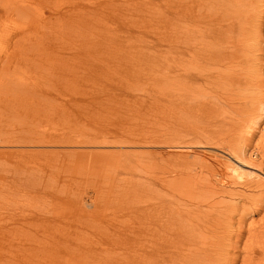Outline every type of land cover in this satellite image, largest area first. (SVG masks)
<instances>
[{
  "label": "bare ground",
  "instance_id": "6f19581e",
  "mask_svg": "<svg viewBox=\"0 0 264 264\" xmlns=\"http://www.w3.org/2000/svg\"><path fill=\"white\" fill-rule=\"evenodd\" d=\"M22 1L20 0V3H17L16 5L12 4V11L14 14L8 11H4L5 14H0V20L3 19L5 24L7 21L11 20V23L14 25V27H18L21 32H23L24 29L22 24L23 19L25 18L30 20V16L25 14L23 9V3L25 4V2L28 0L23 3ZM162 1L164 3H162ZM110 2L112 4L114 3V0H110ZM136 4L134 3L133 5L136 6ZM117 5L120 7L121 3L119 2ZM92 6L94 7L90 8V14L94 13L97 10V7H104L99 1L93 2ZM134 7L132 6L133 9ZM145 10H147L149 14H152V17H154L155 14H158L156 17L160 21L164 22L168 27V34H166L167 36L164 34L166 36L165 51L168 54L167 58L169 59L165 74L167 78L165 77L164 79H157V77H160L161 74L157 75L156 62L154 61L153 65H151L150 60L152 57L157 56V49L148 51L145 50L144 53L142 52L141 56L138 57V55H134V53H130L124 48V46L120 43L123 39L122 38L119 39L118 43L113 45V48L109 54L106 51V48L109 47V43H111L116 37L112 35L113 33L105 32V29H100L101 27L98 26L94 27L95 29L98 28L97 31H91L94 35L93 38H88L89 40L85 41L89 43V47L91 45L92 49L97 50L96 52L98 53L94 55L97 56L99 62L103 63L105 55H107V58L108 54L109 57H113L115 55V64L119 65L120 67H118L114 73H118L122 69L125 72L124 76L131 73V81H136V87L138 85L137 82H140L142 79V76H140L141 73L138 72V68H140L138 64L144 62L146 58H148L152 68L151 71L153 75L151 76L154 77V80L151 78L150 79L151 83L153 84V88L154 85H160L163 81L167 80L165 83H163L167 86V91H164L167 92L166 94L159 93L161 90L160 89L156 90L155 92H150L146 96L143 95L141 98H149L153 102H156L157 99L161 100L164 97H168L169 99L166 100L167 109H169L170 106L173 118L171 122H168L170 120L167 119V126H163L162 121L164 117H160V121L158 119L159 117H155V119L157 118L158 121H153V123H155V125L153 124L154 131L152 132L154 136L152 137V134L150 136L148 135L145 137L146 139L142 138L143 140L148 139L147 143L149 142L153 145L157 143L159 145L165 144L168 146L181 140H183V142L190 143V141L187 139L190 134L184 129V126L191 123L192 119H196V121H198V119L200 120L199 116H197V111L200 112V116L206 112L207 114L203 116L206 118L208 116V118L211 120L212 118H215L213 115L219 111L222 110L226 114L229 111L231 113L229 114L228 118L225 114L223 121H219L222 126L229 122L225 132H222L221 130L217 132L213 129H209L205 135L202 133L199 135L200 138H202L201 140L198 138L199 136L189 137L191 143H201L203 140H205L206 143H212L215 146L222 144L226 149V152H223L229 156L224 154H214L213 156H209L206 153L202 154L201 158L193 160L200 167L199 173L188 175L187 178H185L181 183H176V179L172 180L165 176L160 177L158 175L159 172L157 174L155 173V176L153 175L155 178L153 183H151V181L149 183V185H152L155 189L154 193L151 194L152 199H150V201H147L146 199V204H140L141 197H133V195L138 193L136 190L138 185L136 184V181L131 179V181L133 180V183H129L130 185L128 186L126 185L128 184L127 180L112 175L116 168L120 169L126 165L130 166L131 161L127 158L126 160L115 159L117 161H112L111 164L110 160V162L107 164L101 162L107 161V159H102L105 157L101 155L98 157V155H95L93 157L95 160L93 163V170L91 172H86L91 173V176L88 178H83L82 176L78 182L83 183L85 186L91 185V188L94 189V191L98 189V186L102 188L100 184H97L98 182H95L97 178L94 177L99 178L100 175L97 169L103 166V164H107L106 166H109V169H107V171H105L106 174L101 177L103 179H99L100 182L106 185L104 190L108 191L110 194L116 193L118 197H124L120 207L118 205L119 208L114 207V210L112 209L111 214L114 216V218L112 216V219L118 221L116 218L117 216L129 214L130 216H134V222H137L135 224L129 219H127L128 222L126 223L119 221L118 223L121 224V227H115L114 230H112L108 225V223L113 221L108 223L105 221L106 219L104 218L107 216L106 214H103L102 211L100 212V205L95 207L94 210L88 211V209L84 207L85 205L83 204V198L81 197L75 200L77 207L74 206L75 211L72 209L73 212L71 217L65 214L60 215L57 213L58 206L61 205V203L64 204L66 201V199L61 196H53L52 198L50 196V198L55 201L54 204L40 206L39 209L42 212H39L38 214H35L36 212H32V214H29L28 210L24 208H29L31 204H37L38 206L40 204L39 200L46 199L41 197L44 195L40 196V192L38 191L39 187L46 189L45 187L49 186L50 184V186H52V181H57L55 175H52L54 170L49 171L50 173L46 175V179L49 180L50 183L44 186H42V181L45 180H42L41 178H13V181L11 182L12 184H10V186L16 188L25 187L23 190L24 193H22V195L26 196V199H24L22 202V211L20 210L19 212H13L12 210L8 216L12 225V232L15 230L14 232H16L17 239L16 243L13 244L12 247L16 251L21 252L20 256H23L20 258L21 263L58 264V261H61L62 264H86L91 263L92 260L90 259H93L94 256L98 258L97 255L102 254L103 252L104 255L107 254L105 253L106 248V252L109 250L110 252L105 256V260L104 258L102 259L104 260V263L102 264H236L237 258H235V256H231L229 258L228 248L231 247L233 249H237L238 246L236 244L242 242L244 236L243 233L248 231L250 235L247 236V238H250L247 239L248 243H246L247 241L244 242L245 248L243 250L246 255L243 257V264H245V261H247L248 264H264V224L251 229L248 228L249 225L245 226L246 212L249 211L244 209L241 213H239V216L235 220L237 223L235 229H232L233 214L231 213L236 211V207H234L235 204H229L225 202L223 198L224 196H235V193L226 188L229 183L235 182L244 189L257 192V196L253 198L250 212L260 210L262 207V201H264V166L260 165L262 166H259L260 168L253 167L255 170L252 169L249 171H244L237 164L230 163L231 158H234L240 163V161L237 159L240 158V154L244 155L245 150L239 146V143L246 141L250 142V139L254 135L252 134L253 131L255 128L257 129L260 126V121H264V102H253L250 100L245 101L243 100L244 98L240 96V93L245 91L243 88H241V82L246 78L243 76H249L244 71H242L250 65L245 61H247L249 58L251 48L253 49L255 47L259 50L261 43L264 42L262 41L264 36L258 34L261 29V25H264L262 24V22H264V19H262L264 18V0H159L157 5H146ZM120 11L122 10L120 9ZM164 11H166V14ZM63 12H60L58 17H61L60 14H68ZM74 13L76 12L74 11ZM131 13L132 12H130V14ZM13 16L18 18L17 22H15ZM119 18L120 17L117 15L110 16V20H112L116 26L120 25ZM0 23L2 24L1 21ZM151 26H153V24H151ZM3 27L5 26L3 25ZM21 27H23V29H21ZM128 30L130 32L132 31L130 29ZM14 32L18 31H12L9 29L0 30V54L8 59H2L5 61L4 63L0 61V80L3 79V81L6 80L5 78H7L11 72L9 71L8 73L9 65L7 64V61H9L11 57L13 58L15 56L13 55V51L9 52L12 38L10 36ZM71 32L73 33V30ZM120 32L125 36V38L126 35L128 38L134 35L135 37L133 36L132 38H136L134 41L137 42L138 35L144 36L142 33L143 31H138L137 34L129 35L124 31L120 30ZM57 38L58 37L56 36L54 40H57ZM1 39L3 40L2 42ZM129 41L131 42V40ZM39 43L40 44L38 45H43L44 41L42 40ZM88 45L84 46L85 50L88 49ZM115 45H118V49H114ZM262 45H264V43H262ZM79 47L81 48L82 46ZM38 48L40 47L38 46ZM80 48L73 51V54L77 57L81 52V50H79ZM21 52L24 55H21ZM40 53L42 54L43 50H41ZM18 54L19 55H16L15 57L19 56L22 58L25 56L24 50L19 51ZM245 57H247V59H245ZM30 61L32 62V60ZM28 63H30L29 60ZM35 64L38 65L37 62ZM83 67V69H86V71H83L87 77H91V72H97L98 77L99 75L102 76L106 73L104 69H101V67L90 68L86 64ZM238 68H240L239 71ZM13 69H15L14 66ZM26 70L28 71V69ZM88 71L90 73H88ZM102 71L104 72L103 74H101ZM2 72L6 74H3ZM107 72H110V70ZM68 75L65 73V76ZM129 80L127 79L126 82H129ZM259 82L261 84L264 83V81L261 80ZM7 83L9 88L10 82ZM235 84L238 85L235 87ZM1 85H3V83H0V87ZM192 85L195 86V89L192 88ZM196 85H199V88H196ZM94 86L97 87L96 85ZM14 88L15 91H13V88L11 91L16 93L19 88L17 86ZM132 88H134L133 85ZM201 88L205 92L203 95H210V98L206 99V104L208 102L207 100L211 99L212 101V99H216V97L218 100L220 99L221 104H219L220 102H218L217 105L215 103L213 105H216V107H214L209 101V104L207 105H212V108L208 106V108L211 109L205 112L203 110V113L201 107L206 105L204 104L205 102L198 104H196V102L194 105L193 102H195L197 99L193 101L194 99L192 100V97L188 95L190 94L188 91H192V94L194 92H198ZM31 89L32 87L28 88V90ZM102 89L108 91L107 89L100 87V90ZM185 90L187 91L185 92ZM36 91L37 95H30V97L32 96L36 98L35 103H31L30 101L31 113L37 112L36 110H38L40 107H44L42 99L43 92L39 89ZM140 93L143 94V91L138 92V94ZM199 93L202 94L200 91ZM86 95V98L88 99L85 98V103L90 107L91 101L89 99L97 97L98 92H96L94 89H91L86 93ZM187 95L191 98H189ZM199 100L201 101L202 99ZM97 103L98 107H101L103 101H101V103L98 101ZM177 114L179 115L177 116ZM192 116L197 117L192 118ZM211 120H209V122H212ZM93 121L97 122L95 120ZM93 121L87 122L86 126L89 124L92 126L97 125ZM213 122L215 125L214 127H216L218 121L215 120ZM230 124L232 126H230ZM197 125L198 123H195L194 127ZM69 130L73 131V129ZM99 130L101 131V134H98L97 130L94 132L92 131L94 134V139H90L87 136L89 134H87L85 137V139H87L85 144L91 142L92 146L90 147H93L100 144L113 143L117 140L120 141L118 138L122 139V134L115 135L114 133L112 136L115 140L109 142V136L102 132L101 129ZM262 131H264V128H262ZM125 135L131 138V134ZM74 136L75 143H72ZM84 136L85 135H83V137ZM28 137L29 139L22 141L23 143L20 144L19 142H16V144L19 143L20 145H25L30 143H39L43 145V143L48 144L49 142H52V144H55V146L58 144L62 145V143H68L70 145L74 144L77 146L81 142L80 135H77L76 133L73 134L70 131H62L59 133L50 134L48 136L39 133L38 136L32 135ZM126 139L128 140V138ZM138 140H136V143ZM133 141L134 140H132V142ZM132 142L130 141V143H127L132 144ZM139 143L141 142L139 141ZM81 148L82 147L79 149L80 152H86L85 149ZM1 152L4 154L5 152H8V150ZM28 152L29 151H27V153ZM17 153L20 155L19 151ZM33 155H35V153L31 151L30 156L32 157L30 158H33ZM69 156L77 158L76 155L70 154ZM132 157L134 156L132 155ZM136 157L134 160L133 158L131 159L134 161L133 165H138L132 166L133 169L137 170L138 167L147 168L150 166H155L156 169L160 171V173H165L166 167L161 162L157 163V159H161L162 156L159 157L157 155V158L152 157L153 161L148 163V165L143 164L144 161L139 162V159ZM19 158L21 159V156ZM98 163L101 165L97 166ZM260 164H262V162ZM23 166L24 165L15 169V174L13 173V177L24 175L23 171H25V169ZM71 166L76 167L73 165ZM109 172L111 175H109ZM67 180H70V178ZM61 186L64 185L61 184ZM107 187H113L114 190H111V192ZM26 190H31L33 193L29 194L26 192ZM20 191L21 190L18 188L17 193ZM177 193H184L187 198V202L184 200H178L179 198L175 197ZM149 195L150 193L146 194V196ZM43 204H45V202H43L42 205ZM47 205H50L51 208H46ZM86 206L89 207L90 203H86ZM77 212H80L79 215L84 217V219L78 221L81 229L75 228L76 221H74L75 219H73V217ZM102 222H105L107 225H103ZM32 226H35V228L36 226L39 227L36 229L34 228L35 230H33L31 228ZM31 235L33 236L32 239L29 237ZM22 237H24L26 240ZM107 241L109 243H107ZM224 241H228L229 243L224 244ZM27 243L28 245L29 243L31 244L27 246ZM99 248L101 252L98 254ZM254 250L261 252L259 257L260 259L255 260L256 257L253 256ZM223 256L228 257H226L224 260L221 259ZM47 257L49 259L48 262H46ZM94 263H96V260ZM100 263L97 262V264Z\"/></svg>",
  "mask_w": 264,
  "mask_h": 264
},
{
  "label": "rangeland",
  "instance_id": "374dc122",
  "mask_svg": "<svg viewBox=\"0 0 264 264\" xmlns=\"http://www.w3.org/2000/svg\"><path fill=\"white\" fill-rule=\"evenodd\" d=\"M15 1L0 0V5L4 4L0 6V14H5L4 11H8L14 14V12L12 11L13 5L20 3V0ZM25 1L27 0L22 1V3ZM96 1L102 3L106 8L103 7V10L102 7H97V10L94 13L90 14V8L94 7L92 6V4ZM9 2L12 3L10 4ZM119 2L121 3L120 7H118L117 5ZM158 2L159 0H114V3L111 4L110 0H28L27 2H25V4L23 3L24 13L30 16V20H27L25 18L23 19L22 24L24 26V29L23 27H21V29H23L24 33L21 32L18 27L15 28L11 23V20L7 21L6 24L3 19L0 20L6 27H3V25L0 23V30L9 29L12 31H18L14 32L10 36L12 38L9 52L13 51V55L15 56L19 55L18 53L21 50H24L25 52L24 57L20 58L19 56H14L13 58L11 57L9 61H7V64L9 65L8 73L9 71H11L9 73L10 75L5 78V81H3V79L0 80V83H3V85H1L0 87V264H24V262L21 263L20 261V258L23 257L20 256L21 252L16 251L12 247V245L16 243L17 239L16 232H14L15 230H13L12 232V225L8 216L10 212H12V210L13 212H19L20 210L22 211V202L24 201V199H26V196L22 195V193H24L23 190L25 189V187H18L21 191L17 193L18 188L10 186V184H12L11 182L13 181V178H41L42 180H45L42 181V186H44L50 183L49 180L46 179V175L50 173L49 171L54 170V173H52V175H55L57 181H52V186H50V184L49 186L45 187L46 189L39 187L38 190L40 192V196L44 195L41 197L46 199L39 200V207L37 206V204H31L29 208L26 207L24 209L28 210L29 214H32V212H36L35 214H38L39 212H42L39 209L40 206H45L46 204H54L55 201L51 198L53 196H61L65 198L66 201L64 204L61 203V205L58 206L57 213L60 215L65 214L71 217V214L73 212L72 209L75 211L74 206L77 207L75 200L81 197L83 198V204L85 205L84 207L88 209V211H92L95 209V207H98L100 205V212L102 211V213L106 214L107 216L104 218L106 219L105 221L107 223L113 221L111 223H108V225L112 230H114L115 227H119L121 225L120 223H118L119 221L126 223L128 222L127 219H129L134 222L135 217L126 214L117 216L116 218L118 219V221L112 219V209L114 210V207H118V205L120 207L124 197H118L116 193L110 194L108 191H105L104 188L106 187V185L100 182V180L103 179L101 177L106 174L105 171L109 169V166L106 165L110 162V160L111 164L112 161L121 159L126 160V158L131 161L130 166L126 165L120 169L116 168L113 173L112 171L111 173L112 175L127 180L128 184L126 185L128 186L130 185L129 183H133V180L131 181V179H134L136 181V184H138L136 189L138 193L133 195V197H141L140 204H146L147 201H150V199H152L151 194L154 193L155 190L152 185H149L150 181L151 183H153V180L155 179L153 175L155 173L157 174L159 172L158 175L160 177L165 176L172 180L176 179V183H181L185 178H187L188 175L199 173L200 167L193 160L201 158L202 154L206 153L209 156H213L214 154H224L226 156H229L223 152H226V149L222 144H219V146H215L212 143H206L205 140H203L201 143H191V140H189V137L199 136L201 133L205 135L209 129H213L217 132H219V130L225 132L226 128L229 125L228 122L222 126V124L219 122L220 120L223 121L226 114L222 110L215 115L210 114L215 117L212 118V120L209 119L208 116L207 118L203 116L207 114L205 111L210 110L213 104L216 103L217 105L218 102H220L219 104H221V101L216 97V99L214 98L212 99V101L211 99L207 100L208 102L210 101L212 103L211 106L207 105L209 103L207 102L206 104V99L210 98V95H203V93L205 92L202 88L199 90L202 94H200L199 91L192 94V91H188V93H190L188 95L192 97V100L194 99L193 101H195L196 99L203 100H196L195 102L191 100L193 104L196 102V104L202 102H205L204 104H206V108L205 106L201 107L202 112L203 110L205 112H203L204 114L201 113L202 115L200 116V112L197 111V116H199L200 120L198 119V121H196V119H194V121L192 118H196L197 116H192L191 123L184 126V129L190 134V136H188L187 138L190 143L183 142V140H181L177 142L178 144L175 143L168 146L165 144L159 145L157 143L153 145L152 143H147L148 139L143 140L146 139V136H150L154 131L153 124L155 125V123H153V121H158V119L160 121V117H164L165 120L163 119L162 123L163 126H167L166 122L168 120H170L168 122H171L173 118L169 104V109H167L166 100L169 99L168 97H164L161 100L157 99L156 102H153L149 98H141L143 97V95L146 96L150 92H155L156 90L160 89L162 91L160 90L159 93H167L164 92L167 91V86L163 84L167 80L163 81L160 85H154V88L153 84L151 83V79L154 80V77L151 76L153 75L151 71V65H153L154 61L156 62L157 75L161 74V76L157 77V79H164L166 77V67L169 60L167 58L168 54L165 51V37L167 36L166 34H168V27L164 22L160 21L156 17L158 14H155V16L152 17V14H149V12L145 10L146 5H157ZM134 3H137L136 6L133 5ZM162 3L164 2L162 1ZM7 5L10 7H8ZM132 6H135L134 9L132 8ZM101 9L103 10V12ZM120 9L122 11H120ZM74 11L76 13H74ZM60 12L68 14H60L61 17H58V14ZM130 12L132 13L130 14ZM164 13L166 14V11H164ZM111 15H117L118 17H120L119 26H116L115 23L110 20ZM13 18L15 19V22L18 21V18H16L15 16H13ZM89 24L92 26H90ZM151 24H153V26H151ZM262 24H264V22H262ZM95 26L101 27L100 29H105V32L113 33L112 35L116 37L111 43H109V47L106 48V51L109 54L113 48V45L115 43H118L119 39L122 38L123 39L120 43L124 46V48L130 53L138 55V57H140L142 52L144 53L145 50L148 51L157 49V56L152 57L150 60L151 65L148 61V58H146L144 62L138 64V66L140 67L138 68V72L141 73L140 76H142V79L140 80V82H137V87L135 86L136 81H131V73L127 74L128 76H124L125 72L123 69L118 72L119 74L114 73V71L118 67H120L119 65L115 64V55L113 57H109L108 54V58L107 55H105L103 63L99 62L97 56L94 55L98 52H96L97 50L92 49L91 45L89 47V43H87V41L89 39H92L94 36L91 31H97L98 28L95 29ZM128 29L135 32H130ZM70 30H73L74 34ZM120 30L126 32V34L128 35L137 34L138 31H143L142 33L144 34V36L138 35L137 42L134 41L136 38H132L134 35L132 37H129L130 39L126 35V39L125 36L122 35ZM258 34L264 36V25H261V29ZM56 36L58 38L57 40H54ZM42 40L44 41L43 45H38ZM129 40H131V42ZM2 41L3 40L1 39V42ZM262 41H264V38H262ZM262 43L259 50L255 47L253 49L251 48L249 58L247 61H245L250 65L246 67L245 70H242L249 75H244L243 77L246 78L241 82V88H243L245 91L243 93H240V96L244 98L243 100L245 101L250 100L253 102H264V85H262L264 83L261 84L259 82L260 80L264 81V45H262ZM86 45H88L87 50L84 49V46ZM38 46L40 48H38ZM79 46L82 47L80 48ZM78 48H80L79 50H81V52L77 57L73 54V51ZM114 49H118V45H115ZM41 50H43L42 54L40 53ZM21 55L24 54L21 52ZM4 58L5 57L0 54V61H2L3 63L5 62L4 60H2ZM58 58L61 60H59ZM245 59H247V57H245ZM5 60L8 59L5 58ZM28 60L30 63H28ZM30 60H32V62ZM36 62L38 65L35 64ZM24 63L25 65L29 66H25ZM85 64L90 68L101 67V69H104L106 73L102 76L98 74V77L97 72H91V77H87L85 75V72L83 71H86V69H83V66ZM13 66L15 67V69H13ZM22 69L24 72L22 71ZM26 69H28V71L30 72H28ZM107 69L110 70V72H107ZM62 70H64L65 72ZM239 70L240 68H238V71ZM65 73L69 75L65 76ZM88 73L90 72L88 71ZM103 73L104 72L102 71L101 74ZM127 79L129 80V82H126ZM7 82H10L9 88ZM94 85H96L97 87H95ZM132 85L134 86V88H132ZM236 85L238 84H235V87ZM16 86L19 89L16 93H13L11 89L13 88V91H15L14 87ZM31 87L32 89L28 90V88ZM100 87L105 88L108 91L104 89L100 90ZM194 87L195 86L192 85L193 89H195ZM196 88H199V85H196ZM38 89L43 92L42 99L44 107H40L38 110H36L37 112L31 113L30 101L31 103H35L36 98L32 96L30 97V95H37L36 90ZM91 89H94L96 92H98V96L93 97V99H89L91 101V106L89 107L85 102L86 99H88L86 98V93ZM140 91H143V94H138V92ZM186 91L187 90H185V92ZM190 96L188 97L191 98ZM98 101L100 103L101 101H103L101 107H98ZM216 105L213 106L216 107ZM208 106H210L211 108H208ZM230 113L231 112L229 111L227 112V118ZM178 115L179 114H177V116ZM155 117L159 118L155 119ZM93 120L97 122H94ZM209 120H211L212 122H209ZM215 120L218 121L216 127H214L215 125L213 122ZM90 121H93L97 125L92 126L91 124H89L88 126H86L87 122ZM195 123H198V125L194 127ZM259 125V129L255 128V130L253 131L252 134L254 135L250 139V142L246 141L239 143V146L245 150L244 155L240 154V158L237 159L240 161V163L237 162L234 158H231L230 163L237 164L244 171H249L252 169L255 170L253 167L260 168L264 166V148H262L264 147V131H262V128H264V121H260ZM230 126L232 125L230 124ZM69 129H73V131ZM99 129H101L102 132L109 136V142L115 140L112 136L114 135V133L115 135L122 134V139L118 138L121 142L117 140L113 143L100 144L93 147H90L92 146L91 142L85 144V141L87 140L85 139L86 135L89 134L87 136L90 139H94L93 132L97 130V133L101 134V131ZM62 131H70L73 134L76 133L77 135H80V144L76 146L74 144L70 145L68 143H62V145L58 144L55 146V144L49 142L48 144L43 143V145L39 143L20 145L21 143H23L22 141L29 139L28 136H38L39 133L48 136L50 134L59 133ZM125 134H131V138H133L131 139ZM83 135L85 136L83 137ZM153 136L154 134H152V137ZM126 138H128L129 141ZM134 138L136 140L139 139L137 143ZM198 138L200 140L202 139L200 138V136ZM132 140L134 141L132 142ZM130 141L132 142V144H128L130 143ZM139 141L141 143H139ZM16 142H19L20 144H16ZM72 143H75V136L72 139ZM80 147L85 149L86 152H80ZM5 150H8V152L2 154L1 151ZM18 151L20 152V155L19 153H17ZM27 151H29L30 153H27ZM31 151L35 153V155H33V158H30L32 157L30 156ZM70 154L76 155L77 158L69 156ZM95 155H98V157H100L101 155L105 157L102 159H107V161H101L107 164H103V166L97 169L100 175L99 178L94 177L97 178L95 182H98L97 184H100L102 186V188L98 186V189H96V191L91 188V185H89V187L85 186L83 183L78 182L80 180V177L82 176L83 178H88L89 176H91V173L86 172H91L93 170V163L95 161L93 157ZM132 155L134 157H132ZM157 155L159 157L162 156L161 159H157V163L161 162L166 167L164 174L160 173V171H158L155 166H150L147 168L138 167V169L136 168L137 170L132 168V166H138L133 165V160L136 156V158L139 159V162L144 161L143 164L148 165V163L153 161L152 157L157 158ZM20 156L22 160L19 158ZM132 158L133 160H131ZM258 159L260 160V162ZM261 162L262 164H260ZM68 163L76 167H72ZM22 165H24L23 168L25 169V171H23L24 175L13 177L15 169L19 168V166ZM100 165L101 164L98 163L97 166ZM111 173L109 175H111ZM69 178L70 180H67ZM61 184L64 186H61ZM226 188L235 193V196L233 197H223L225 202L229 204H235L234 207H236V211L232 213L230 212L231 214H233L232 229H235L237 225L235 220L239 216V213H241L244 209L249 211L246 212L245 226L249 225L248 228L251 229L264 224V201H262V207L260 210L250 212V209L252 208L253 198L257 196V192H252L244 189L237 185L235 182L229 183ZM108 189L110 191L114 190L113 187H110ZM26 192H28L29 194L33 193L31 190H26ZM105 192L107 193V195ZM149 193L150 195L146 196V194ZM175 197L179 198L178 200H184L187 202V198L184 193H177ZM43 202H45V204L42 205ZM86 203H90V206H86ZM46 208H51V206L47 205ZM79 213L80 212L75 213V216L73 217V219H75L74 221H76L75 228H80L78 221L84 219V217L80 216ZM102 224L107 225L105 222H102ZM38 227L39 226H36V228ZM31 228L33 230L36 229L35 226H32ZM243 234L244 236L242 242L236 244L238 246L237 249H233L231 247L228 248L229 258L231 256H235V258H237L236 264L244 263L243 257H245L246 255L243 250L245 248L244 242H246L247 239L250 238H247V236L250 235L248 231H245ZM29 237L32 239L33 236L31 235ZM22 238L25 239L24 237ZM107 243L109 242L107 241ZM228 243V241H224V244ZM246 243H248V241ZM30 244L31 243H29V245ZM29 245L27 243V246ZM100 248L98 254L101 252ZM109 252L110 250L106 252L105 248V253L107 254L104 255L103 252L102 254L97 255L98 258L94 256L93 259H90L92 260L91 263L86 264H97V262H101L100 264L104 263V260L106 259L105 256L108 255ZM260 255L261 252H259L258 250H254L253 256L256 257L255 260L260 259ZM226 257L228 256H223L221 257V259L225 260ZM103 258L104 260H102ZM95 260L96 263H94ZM48 261L49 259L47 257L46 262ZM58 264H62V262L58 261ZM245 264H248V262L245 261Z\"/></svg>",
  "mask_w": 264,
  "mask_h": 264
}]
</instances>
